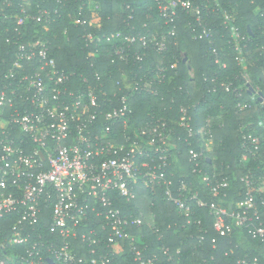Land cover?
Masks as SVG:
<instances>
[{"label": "built area", "instance_id": "1", "mask_svg": "<svg viewBox=\"0 0 264 264\" xmlns=\"http://www.w3.org/2000/svg\"><path fill=\"white\" fill-rule=\"evenodd\" d=\"M213 1L154 0L159 17L170 30L157 29L138 35L118 32L107 37L89 34L87 38L91 44H97L96 48L105 40L112 44L113 62L116 58L125 63L132 60L141 63L151 49L165 55L171 46L177 45V23L185 13L194 19V23L189 24L196 32L195 39L213 45L214 34L208 16L218 12L220 5L217 0ZM26 3L28 0H22L19 5L22 16L16 15L18 26L15 31L19 40L24 37L19 27L25 26L27 21L41 23L45 19L47 24L52 20L51 13L46 10L39 16L29 13ZM4 6L13 10L14 3L0 0V10ZM1 15L6 14L0 11ZM224 18L239 65L248 67L257 55L264 57V44L254 52L250 51L248 37L234 24L235 16L225 13ZM81 23L76 21V24ZM90 25L101 29L100 23L92 21ZM7 42L11 43V39ZM17 47L11 61L4 59L0 63V264H44V249L58 264H111L108 255L98 254L96 249L101 245L111 247L115 254L122 253L128 245L135 251V260L139 264H152V260L145 261L141 252L136 250L138 236L131 232L132 228L144 224V215L127 214L117 205L119 198L135 201L138 187L152 186L154 190L155 186H165L168 200L188 218L193 213V205L209 208L213 228L219 236H229L235 229H246L254 239L264 242V221L260 210V206L264 207V199L256 195L258 190L252 191L251 187L258 182L251 175L242 178L249 189L245 199L231 208L215 202L208 204L199 192H192L183 181L174 193L175 184L168 178V171L176 130H168L166 124H149L140 128L134 137L130 136L127 130L133 114L131 94L119 98L115 94L119 105L106 111L114 101L107 99L103 90V98H100L93 87L85 91L74 89L73 76L58 67L48 42L37 39L30 46L20 43ZM136 47H141L144 53ZM213 53L216 63L226 68L227 64L223 63L216 48ZM248 77L245 74L247 82ZM222 86L231 91V84ZM138 89L139 85H136L134 91ZM259 94L255 91L253 95L257 97ZM250 107L249 104H238L240 110ZM182 111L184 116L180 119V126L187 132L188 139L194 140L199 134L194 133L186 110ZM260 126H264V122ZM205 134L209 133L206 131ZM120 135L124 136L123 141L116 142ZM243 140L250 154L255 155L264 149L261 137L249 134L244 135ZM211 145L209 137L208 151L212 149ZM205 152L190 148L188 161L193 164L194 173L201 167ZM247 157L245 155L244 159ZM169 176L173 178L174 173ZM203 180L213 197L227 196L224 193L229 188L227 180L218 181L208 174ZM47 212L52 240H45L37 230ZM91 219L103 220L101 230L107 232L106 239L97 237L96 229L89 226ZM9 220L12 224L7 232L4 227ZM78 239L91 249L90 259L73 252L72 241ZM16 247L25 248V256L10 252ZM238 264L261 263L254 259L242 260Z\"/></svg>", "mask_w": 264, "mask_h": 264}, {"label": "trees", "instance_id": "2", "mask_svg": "<svg viewBox=\"0 0 264 264\" xmlns=\"http://www.w3.org/2000/svg\"><path fill=\"white\" fill-rule=\"evenodd\" d=\"M12 1L13 10L5 6L0 10L6 14L0 16V63L4 59H13L18 44L30 46L37 39H43L48 42L58 67L73 76L74 89L85 91L93 87L100 98H103L102 90L107 93L106 98L112 99L114 104L107 106L106 111L119 105V97L131 94L133 114L127 130L130 136L134 137L140 128L149 124H166L168 130H176L168 171V178L175 184L174 193L183 181L192 192H199L208 204L215 202L231 208L245 199L249 189L242 178L251 175L258 182L251 187L252 191L258 190L256 195L264 199V149L250 154L243 140L244 135L249 134L264 139V126H260L264 122V104L259 101L261 94L264 97V57L257 55L248 67L239 65L230 44V31L224 23V14H233L234 24L248 37V49L254 52L264 44V0H217L220 4L218 12L208 16L214 34L213 45L195 39L196 32L189 24L194 23V19L182 13L177 23V45L171 46L165 55L151 49L141 63L133 60L125 63L116 58L113 62L112 44L105 40L96 48L97 44H91L87 36L107 37L118 32L138 35L157 29L170 30L159 17L154 0H28L25 7L29 13L39 16L46 10L51 13L52 20L47 24L45 19L41 23L27 21L25 26L19 27L24 33L21 40L15 29L18 26L16 15L22 16L19 6L22 0ZM210 3L214 1L210 0ZM77 20L82 23L76 24ZM92 21L100 23L101 29L90 25ZM214 48L227 64L226 68L216 63ZM135 49L144 53L141 47ZM245 74L249 75L248 82ZM224 83L231 84V91H226L222 86ZM136 85L139 89L134 91ZM255 91L261 94L256 97ZM240 103L251 107L240 110ZM184 109L191 117L194 133L199 134L194 140L188 139L187 132L180 126ZM206 131L209 134H205ZM209 137L212 149L208 151ZM123 139L120 135L116 142ZM190 148L206 151L197 173L188 161ZM245 155H248L246 160ZM170 173H174L173 178ZM206 174L211 178L215 176L218 181L229 182L228 190L224 191L226 197L211 195L203 180ZM154 188L138 187L135 201L119 198L117 204L127 214L144 215V224L132 228L131 232L138 236L136 250L145 261L152 260V264H238L242 260L258 259L264 264V242L254 239L246 229H235L229 236H219L213 228L209 208L193 205L191 217H185L168 200L165 186ZM260 210L264 221V207L260 206ZM42 221L38 232L45 240H52L49 212L44 214ZM11 224L9 220L5 231L9 232ZM102 225V219L89 220V226L99 234L97 237L106 239L107 232L101 230ZM72 244L73 252L79 257L87 260L92 257L91 249L80 239ZM96 250L99 255H108L111 264H139L135 260V251L128 245L120 254H115L106 245L97 246ZM25 251L23 247H16L10 252L25 256ZM42 255L44 264H58L46 249Z\"/></svg>", "mask_w": 264, "mask_h": 264}, {"label": "water", "instance_id": "3", "mask_svg": "<svg viewBox=\"0 0 264 264\" xmlns=\"http://www.w3.org/2000/svg\"><path fill=\"white\" fill-rule=\"evenodd\" d=\"M188 65L190 66V63H188ZM260 94H261V93H260ZM259 101L262 102V103L264 102V97H263L262 94L260 95ZM52 264H53V263H52Z\"/></svg>", "mask_w": 264, "mask_h": 264}]
</instances>
